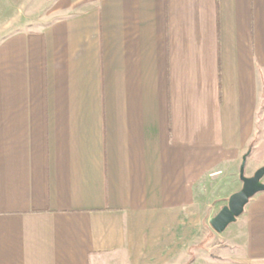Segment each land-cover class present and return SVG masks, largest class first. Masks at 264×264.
<instances>
[{"label":"crops","instance_id":"0c3cea01","mask_svg":"<svg viewBox=\"0 0 264 264\" xmlns=\"http://www.w3.org/2000/svg\"><path fill=\"white\" fill-rule=\"evenodd\" d=\"M42 20L0 33V264H264V191L190 255L258 135L264 0H53Z\"/></svg>","mask_w":264,"mask_h":264},{"label":"rangeland","instance_id":"374dc122","mask_svg":"<svg viewBox=\"0 0 264 264\" xmlns=\"http://www.w3.org/2000/svg\"><path fill=\"white\" fill-rule=\"evenodd\" d=\"M53 6V0H47L44 4L39 0H33L29 4L24 5L23 8L8 9L3 8L0 14V33L14 32L16 30H22L26 28H38L43 24V17L46 18L50 8ZM1 12V11H0ZM8 25H5V24ZM258 135L261 133V129L264 127V103L260 108V113L258 116ZM256 135L254 141V148L247 156L245 171L246 176H251L253 172L260 166L264 164V145L257 148L256 144H260L262 138L260 135ZM264 182V177L262 179ZM222 187H218L220 190V199L208 202V208L210 210L211 217L214 216L219 209L227 204V199L230 194L238 191L242 182L239 179V173L236 171L234 173V179H229L226 181ZM219 192H216V194ZM241 215L236 219L235 222L230 223L222 233H216L209 224L208 211L207 215L203 218V227L200 231L198 237L196 238L195 245L193 247L192 257L197 256H214L218 253L220 247L225 248L230 245V240H233L235 229L240 225Z\"/></svg>","mask_w":264,"mask_h":264},{"label":"water","instance_id":"95a60500","mask_svg":"<svg viewBox=\"0 0 264 264\" xmlns=\"http://www.w3.org/2000/svg\"><path fill=\"white\" fill-rule=\"evenodd\" d=\"M249 150L242 155L239 166V179L242 186L238 191L233 192L227 199V204L209 219L211 228L216 233H222L226 227L236 221L243 213L248 201L257 193L264 191V164L258 167L251 176L244 174L245 164Z\"/></svg>","mask_w":264,"mask_h":264},{"label":"trees","instance_id":"16d2710c","mask_svg":"<svg viewBox=\"0 0 264 264\" xmlns=\"http://www.w3.org/2000/svg\"><path fill=\"white\" fill-rule=\"evenodd\" d=\"M251 151H252V147L250 146V147H249V154H250Z\"/></svg>","mask_w":264,"mask_h":264}]
</instances>
